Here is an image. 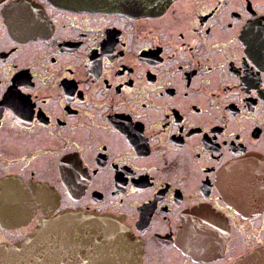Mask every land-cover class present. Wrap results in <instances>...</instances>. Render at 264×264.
<instances>
[{"label":"flooded vegetation","instance_id":"obj_1","mask_svg":"<svg viewBox=\"0 0 264 264\" xmlns=\"http://www.w3.org/2000/svg\"><path fill=\"white\" fill-rule=\"evenodd\" d=\"M17 1H0V245L81 210L121 218L142 264L264 246V0H204L184 19L181 0L151 17L27 0L23 35Z\"/></svg>","mask_w":264,"mask_h":264},{"label":"water","instance_id":"obj_2","mask_svg":"<svg viewBox=\"0 0 264 264\" xmlns=\"http://www.w3.org/2000/svg\"><path fill=\"white\" fill-rule=\"evenodd\" d=\"M48 1L57 8L73 12L151 17L163 13L174 0ZM27 7L29 1L19 0L8 14L5 13L10 28L18 35H23L19 11ZM37 9L39 7L34 14L43 19L41 10ZM250 164L259 165L252 157L241 161L240 166ZM226 198L235 200L230 196ZM196 241L189 237L184 246L190 254L203 256L200 250L203 242ZM0 264H142V251L138 240L121 218L81 210L64 211L57 216L48 214L22 242L0 245ZM234 264H264V246L251 250Z\"/></svg>","mask_w":264,"mask_h":264},{"label":"rangeland","instance_id":"obj_3","mask_svg":"<svg viewBox=\"0 0 264 264\" xmlns=\"http://www.w3.org/2000/svg\"><path fill=\"white\" fill-rule=\"evenodd\" d=\"M179 3V10H177V16L184 19L190 13L192 6L200 7L203 4L204 0H181Z\"/></svg>","mask_w":264,"mask_h":264},{"label":"bare ground","instance_id":"obj_4","mask_svg":"<svg viewBox=\"0 0 264 264\" xmlns=\"http://www.w3.org/2000/svg\"><path fill=\"white\" fill-rule=\"evenodd\" d=\"M205 241V240H204Z\"/></svg>","mask_w":264,"mask_h":264}]
</instances>
